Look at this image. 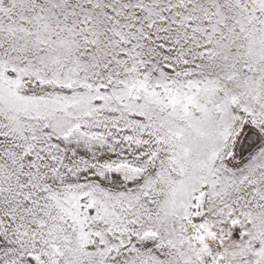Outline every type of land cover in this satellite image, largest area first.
<instances>
[{
	"label": "snow or ice",
	"instance_id": "6c2138e0",
	"mask_svg": "<svg viewBox=\"0 0 264 264\" xmlns=\"http://www.w3.org/2000/svg\"><path fill=\"white\" fill-rule=\"evenodd\" d=\"M0 264H264V0H0Z\"/></svg>",
	"mask_w": 264,
	"mask_h": 264
}]
</instances>
